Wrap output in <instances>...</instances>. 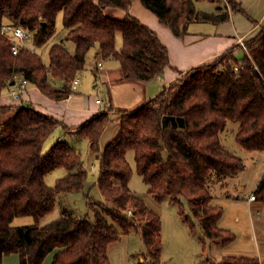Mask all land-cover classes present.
<instances>
[{"label":"trees","instance_id":"1","mask_svg":"<svg viewBox=\"0 0 264 264\" xmlns=\"http://www.w3.org/2000/svg\"><path fill=\"white\" fill-rule=\"evenodd\" d=\"M133 1L0 0V25L33 31L36 47L54 36L60 13L66 31L65 40L50 47L47 65L36 52L23 49L14 55L11 41L0 36V95L23 76L50 99H67L92 48H98L102 58L119 61L126 81L147 83L162 74L170 65L168 48L131 14ZM141 2L178 37L192 22L228 20L226 14L198 11L193 0ZM108 7L125 10L126 18L109 17L104 12ZM118 34L123 39L120 49ZM67 42L74 45V52ZM246 45L243 59L232 49L213 63L187 71L184 79L139 108L120 110V131L103 153L100 138L112 121L111 103L71 129L23 100L16 106H0V264L13 253L20 256V264H43L50 254L52 264H111L109 246L133 230L141 235L151 264H162L161 216L129 186L133 173L129 151L134 152L136 170L156 201L177 204L192 233L193 219L197 220L204 241L230 243L234 234L218 227L223 209L211 204L209 185L214 174L222 178L246 170L243 159L222 145L227 121L239 123L236 141L243 148L264 151V27ZM52 79L62 81L63 87L56 88ZM59 127L89 141L92 154L99 158L98 186L104 202L89 199L90 214L77 216L65 210L59 219L39 226V220L54 210L60 193L82 192L88 178L80 151L67 141L59 140L44 152L45 142ZM57 168L68 173L49 186L46 176ZM254 194L264 202V178ZM184 201L190 215L184 211ZM23 216H32L36 223L12 225ZM222 264L259 261L229 256Z\"/></svg>","mask_w":264,"mask_h":264},{"label":"crops","instance_id":"2","mask_svg":"<svg viewBox=\"0 0 264 264\" xmlns=\"http://www.w3.org/2000/svg\"><path fill=\"white\" fill-rule=\"evenodd\" d=\"M193 1L198 11L215 15L226 14L228 20L220 24L192 22L188 26L187 33L182 37H178L168 26L162 24L159 18L142 4L141 0L133 1L131 14L157 33L160 41L168 48L170 65L162 74L147 83L133 82L137 89L139 100L132 109L114 108L111 96L109 101H107L94 98L93 94L87 95L86 93L90 92L81 91L82 87L79 91H75L81 82V73L86 70L87 58L91 54H94L99 59L97 67L92 69L96 81L102 79L104 75H108L112 79L111 73L113 70L109 68L110 63L115 67V70H118L117 74H121L119 61L112 58H102L98 48H92L88 52L85 67L76 77L77 87L73 89L72 94L67 99L61 101L52 100L32 84L29 86L28 91L24 93L22 100L33 103L40 112L59 119L70 129L81 126L93 115L106 110L110 103L115 111H133L145 102L155 98L165 87L176 82L183 73L193 68L213 63L232 49H236L234 54L237 57L244 55L245 51L239 44V38L243 37L247 41L257 35L264 26V0H212L213 3L211 2L212 5L208 4V8L203 7L207 0ZM104 12L109 17L118 20H124L127 16V12L121 8L108 7ZM68 44L72 45L74 52V45L68 42L66 43L67 47ZM122 44L121 46L118 45L117 49H120ZM99 63L102 65L100 66ZM14 88V85H11L3 91L0 95V106H16L20 103V101H16L11 97V91ZM98 100L101 102H98ZM117 116L116 114H111L112 121L105 128L100 138L101 153L104 152L106 146L120 131L121 125L117 120ZM60 128L55 137L56 142L65 140L79 149L82 140L77 139L74 135L67 134L63 127ZM260 154L259 157L264 158V151H260ZM96 158L99 161L97 155ZM131 190L134 195L141 198L145 194L151 197L147 193L148 190L146 193ZM255 190L250 193L240 192L237 195L213 194L214 198L211 204L223 209V215L217 223L218 227L234 234V239L228 244H221L206 238L204 241V233L201 228L196 233H192L182 220L180 211L174 212L167 218L161 216L162 240L163 238L165 240L162 256L166 255V257H169L168 248L170 247V249L174 250L177 247L181 252L192 249L193 261L191 264H217L224 257L229 256L257 259L259 264H264V202L250 200V196ZM101 202H104V198ZM170 204L172 203L170 202ZM114 244H117V242L109 246L108 255ZM170 254L173 255L172 252ZM139 256H141L142 261H145L147 254L145 253L144 256L140 254ZM52 261L53 254H50L43 264H52ZM2 264H20V256L16 253L5 256ZM181 264H186L185 259Z\"/></svg>","mask_w":264,"mask_h":264},{"label":"rangeland","instance_id":"3","mask_svg":"<svg viewBox=\"0 0 264 264\" xmlns=\"http://www.w3.org/2000/svg\"><path fill=\"white\" fill-rule=\"evenodd\" d=\"M211 2L212 0H207V2L203 4V7L205 6L204 8H208V4H211ZM65 37L66 32L63 25V13H60L57 17L56 33L54 34V36L42 47H36L34 42L29 43L28 47H30L32 50H34V52L40 55L43 62L47 65L49 63L50 47L54 43L61 42L65 39ZM122 40V35L118 34L116 46H121ZM68 48L73 52L72 45L68 44ZM243 57L244 55H241L238 57V59L241 60L243 59ZM98 61L99 59H97L94 54L88 56L86 70L81 73V82L79 83L78 89L75 91H79V89L82 87L80 89L81 91L90 92L86 93L87 95L93 94L94 98L107 101H109V97L111 96L113 106L117 109H132L133 107H135L139 100V97L137 95V89L134 86V83L124 80L122 78L121 70V74H117L118 70H115V67H113L111 63L109 65V68L113 70L111 73L112 79H110V76L104 75L102 79L96 81L92 69H95L97 67ZM184 77L185 73L180 75V78L178 80H182L184 79ZM52 82L54 83L56 88L60 89L63 87L62 81L52 79ZM28 104L34 105L31 102H28ZM111 114L118 115L117 118L119 117V115H121L120 110H113ZM60 129V127L57 128L45 142L44 152H47L51 148V146L56 143L55 137L57 136V133ZM238 130L239 123L230 120L227 121L224 130L221 132V142L227 150L243 159L246 170L240 174L222 178L216 176L215 174L212 175L209 179V185L212 194L237 195L240 192L250 193L257 188V186L264 178V158L259 157L261 155L260 151L246 150L236 141V134ZM78 150H80L84 168L88 171V178L84 190L78 193H60L58 195L57 204L54 210L50 214L39 220V226H43L59 219L63 216V212L65 210L69 211L73 215L86 216L87 214H90L88 208L89 199L96 202L103 201V195L97 185V180L99 177V161L97 160L96 155L94 156L92 154L89 141L82 140L81 146H79ZM127 160L133 171L132 177L129 182L130 188L139 193H146L148 188L143 181V178L138 174L136 170V162L133 151H129L127 153ZM67 173L68 172L65 169L57 168L46 176V183L49 186H54L55 182L58 179L63 178ZM142 198L147 206L153 211L157 212L160 216H164L167 218L174 212L179 211V206L174 203L170 204L169 200L158 202L152 196L150 197L147 194L143 195ZM183 205L185 213L190 215L189 210H187V203L185 201L183 202ZM193 221L196 224V229L194 232L196 233L200 227L197 220L193 219ZM34 223H36V221L32 216H23L15 218L12 225L17 227ZM162 242L165 246L164 238ZM168 251L169 257H166L165 254V256H161L162 264H181L182 262H184V259L186 264H191L193 261L192 249H188L185 252L183 251L184 254L179 249H177V247H175L174 250L170 249L169 247ZM170 252H172L173 255H171ZM145 253L146 251L144 248V244L139 233L133 230L129 234H124L122 240L111 247V249L109 250V258H111V264H151L148 258H146L145 261L141 260V256L139 255L143 254L144 256ZM222 262L223 259L217 264H222Z\"/></svg>","mask_w":264,"mask_h":264},{"label":"built area","instance_id":"4","mask_svg":"<svg viewBox=\"0 0 264 264\" xmlns=\"http://www.w3.org/2000/svg\"><path fill=\"white\" fill-rule=\"evenodd\" d=\"M34 35L33 31L23 27V26H16L10 23H4L0 25V36L7 37L12 43V52L14 55L20 53L21 50L26 49L31 52H34L30 47H28L29 43L34 42ZM246 40L243 37L239 38V44L244 51H247ZM101 66L102 64L99 63ZM235 71L239 70V66H235ZM77 79L73 81L72 89H75L77 86ZM30 86V82L25 79L23 76H17L16 81L14 82V89L11 91L12 99L16 101H21L24 93L28 91ZM98 102H101L98 100ZM251 201H256V196L253 193L250 196Z\"/></svg>","mask_w":264,"mask_h":264},{"label":"water","instance_id":"5","mask_svg":"<svg viewBox=\"0 0 264 264\" xmlns=\"http://www.w3.org/2000/svg\"><path fill=\"white\" fill-rule=\"evenodd\" d=\"M11 85H14V82Z\"/></svg>","mask_w":264,"mask_h":264}]
</instances>
